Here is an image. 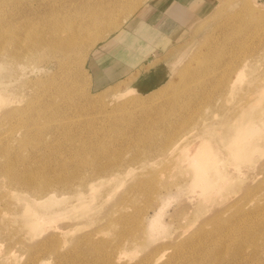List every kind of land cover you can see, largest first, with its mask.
<instances>
[{"label": "rangeland", "instance_id": "374dc122", "mask_svg": "<svg viewBox=\"0 0 264 264\" xmlns=\"http://www.w3.org/2000/svg\"><path fill=\"white\" fill-rule=\"evenodd\" d=\"M54 1L0 0V35L11 41L16 30L23 31V27H26L24 43H27V33L31 39L37 40V30L45 24L43 18L56 19ZM133 1H89L92 3L91 7L101 3V8L109 12V20H122L128 15L129 19L132 18L125 30L116 37L112 34L102 41L105 34L102 36L98 32L94 45L85 50L82 57L80 45L74 51H66L67 54L52 53L49 48L39 46V50L31 47L33 59L24 67L22 78L14 76L23 68L17 64L13 66L8 79L5 76L1 78L0 83H4L2 88L8 80L11 91L0 89V264H102L101 251L90 246L93 245L90 239L95 234V229L97 240L106 239L107 251L115 247L113 255L122 256L123 259L118 264H146L142 261L150 256L151 249L164 252L163 259L157 261L158 264H163L167 258H173L176 254L177 249L173 245L181 244L183 248L195 245V238L203 235L199 229L201 225H204L206 232L212 231L215 223L210 217L213 214H220L221 219L233 222L241 229L252 216L264 217L258 213H263L264 209L257 207L262 196L247 194L251 187L257 188L261 183L264 185V50L243 67L244 78L233 85L234 89L229 94L232 97L226 99V108H218L209 113L205 126L204 121L202 122L198 129H202L200 133L203 140L199 143L196 137L193 138L199 132L198 129L191 136L178 134V123L182 118L186 115L193 116L185 122L184 127L188 130L199 113H168L170 117L174 116L173 120L177 122L175 125L167 128L154 126L144 134L146 138L154 135L160 139L167 131L173 133L175 137L170 140L178 141L177 148L167 151L166 146V155L158 158L149 155L150 149L159 143L150 142L148 145L145 144L147 142H139L136 145L138 148L134 145L133 149L131 144L123 142L124 135H137L140 132L139 126L154 114L132 106L125 107L123 103L133 98L145 100L156 92L159 94L157 96L165 94L164 88L179 81L178 74L181 75L186 68L185 64L189 60L195 64V51L201 44L214 38L218 45H227L223 71L227 70L231 62L240 63L252 50L264 47V0H234V4L232 0H224L222 7L218 0H212L201 19L196 20H180L177 15L175 21L166 19V22H159L152 18L153 13L147 14L146 17H151L154 21L153 26L158 27V31L153 30L168 37H160L155 47L146 44V39L143 41L138 37L128 41V38L138 32L136 29L139 28L136 27L139 23L134 21L149 9L155 11L153 7L161 3L156 4V1L143 8H136L135 11H127ZM78 7V3H73L68 9L76 10ZM217 8L222 18H217L216 21L219 19L223 26L219 31L215 29L218 23H213V20L207 22L210 18L206 19ZM254 10L263 15L258 17L260 22L253 14ZM236 14L237 17H233ZM239 17H243V21L237 23V30L234 31V19ZM29 18L34 20L37 39L27 31ZM130 24L132 26L129 27ZM144 34L150 40L151 33L144 31ZM214 34V37L209 38V35ZM97 41L99 42L96 43ZM164 42L166 44H162ZM127 48L134 49L137 55L136 63L131 68L126 66ZM221 56L222 54H218V57ZM248 60L250 58L245 59ZM4 61L5 58L1 57L0 64ZM241 70L242 64L239 72ZM231 76L233 80L238 78L237 74ZM160 99L153 103H161L163 99ZM223 102L218 104L222 106ZM153 103H145L146 108L149 109ZM238 113H243L238 128V134H242L238 140L245 144L239 148L247 153L251 161L244 163L242 157L238 160L234 156L221 161L226 171L230 168V172L235 173L231 179L217 185L216 188L220 191L215 192L208 200V192H201V189L194 187L193 168L187 163L181 166L178 154L182 148L190 147L191 153L204 148L206 144L214 145L219 153L226 151L229 138L234 133H230L229 124ZM55 120L60 122V128L58 123L53 124ZM49 121L51 122L48 123ZM113 122L121 124L125 130L111 134L108 129ZM253 124L257 126L256 130L252 128ZM98 135L109 137L107 147L100 144V138L95 137ZM119 138L123 147L111 151L117 145L115 140ZM194 143L199 145H196L198 148L192 149ZM95 156L97 159H93ZM92 159L94 162H91ZM116 160L127 162L134 174H125L122 179L94 173H89L88 176L97 162L109 163ZM146 160L148 163H145ZM8 164L15 168L19 177L32 173L34 177L53 178L72 172H75L74 175L85 172L84 177L91 184L84 188L78 187L73 193L65 190L61 195H56V199L42 194L34 195L12 183L13 173L5 170ZM79 164L82 166L80 171L76 169ZM233 165L236 171L232 170ZM137 181L148 183L145 188L147 192L151 191V199L141 188L135 201L126 199L127 186L130 182L135 184ZM194 189L198 192L193 191ZM117 198L124 199L121 211L130 215L124 222L116 219L117 213L112 216L106 212ZM186 202L189 206L187 211L183 207H187ZM234 202H239L242 209L233 207ZM138 209L143 210L141 217L135 215ZM238 211L243 214L244 222L240 224L233 220L234 217L237 218ZM89 220L96 223L92 224ZM47 222L50 224L46 225ZM61 233L66 236L63 235L65 241L60 253L66 252V257L51 254L49 248L42 246L47 237L62 235ZM66 239H78L80 244L68 246ZM121 240L123 242L118 244ZM253 241L261 247L264 239L256 234ZM121 247H124L123 253H118ZM244 250L241 256L233 259V264H252L250 258L255 250L254 245L246 244L242 247V251ZM261 254L264 258V251ZM243 258L245 261L240 262ZM226 260L229 258L225 256L217 264H228ZM211 262L212 259L207 257L203 259V264Z\"/></svg>", "mask_w": 264, "mask_h": 264}, {"label": "bare ground", "instance_id": "6f19581e", "mask_svg": "<svg viewBox=\"0 0 264 264\" xmlns=\"http://www.w3.org/2000/svg\"><path fill=\"white\" fill-rule=\"evenodd\" d=\"M89 1L90 0H55L53 2V5L55 6L56 9L55 10L56 19L49 17L46 20V18H43L45 24L43 27L37 30L39 31L38 39L35 36L36 29L33 24L34 20L29 18L27 20L28 22L27 31H29L31 35L34 36L37 40L31 39L27 33V39H26L27 43L25 44L23 38L26 35L24 33L26 27L23 26H22L23 31L16 30L14 33V37L13 39H11V41L6 39L4 36L0 35V58L1 57L5 58L4 63L0 64V81L1 78H3L4 76L7 77L13 72V66L15 64L23 68H21L18 74H14V76H18L19 78L22 76V73L25 69L24 67H27L31 63L29 61L33 59L34 52L30 53L32 48L39 46L41 48H49L52 53L65 52L67 54L66 51H74L80 45L81 46L80 52L82 57L83 52L85 50H88L92 45H94L95 36L98 32H100L102 36L105 34L104 35L105 37L102 40L104 41L108 37H111L112 34L114 35L117 32H119L124 27V24L127 23L129 19L128 17L129 15L122 20H117V19L109 20L107 19V14H109V12L101 8L100 6L101 3H99L100 5L97 4L94 7H91L92 3ZM223 1L224 0H218V4H220L219 5L220 7L223 6L222 4ZM232 1L234 4L235 1L234 0ZM148 2L149 0H134L133 3H131V5H129V7L127 8V11L128 10L135 11L136 8L139 9ZM73 3H78L79 7L76 10H69L68 9L69 5H72ZM218 8L216 9V11H214L215 10L214 9L209 17L207 18L205 17L206 19L210 18L207 22L213 20V23H218L217 25L218 27L215 28L216 31H219L223 28V26L220 23V20L218 19L216 21L217 18H222L220 12L217 11ZM253 14L256 15L257 20H259L258 17L263 16L257 10H254ZM237 15L238 14L233 15V17H237ZM12 16L13 13L11 14V17ZM242 18L243 17L234 19V26H233L234 31L237 30L238 27L237 23L243 21ZM102 24L104 25L102 26ZM209 36H210L209 38H212L215 36V34ZM100 40L101 37L99 41ZM99 41H97L96 43H98ZM37 49L39 50L38 47ZM226 49H227V45L225 44L218 45L216 42H214V38L208 40L206 44H201L200 47L195 51V55H194L195 64L193 63L192 60H189L185 64L186 68L182 71L181 75L180 73L178 74L179 81L178 82L176 81V83H170L169 86L166 87V89L164 88L165 91L162 89L166 95L162 93L161 90L162 94L160 96H157L159 94L156 92L152 94L149 98L145 99L147 102L144 103L142 101L145 100H141L139 98H133L125 101L123 103L125 107L132 106L137 109L150 111V113H154V114L150 115L147 118V121L143 125L139 126L140 134L138 133L137 135L135 136L132 135L131 137L124 135L123 142L126 141V143L131 144V146H133V149H134V145L136 146L139 142H143V143L147 142L145 144L148 145L150 142L159 143L158 145H156V147L150 149L151 151L149 152L150 156L155 155L154 157L158 158L161 155H166L167 152L164 153L166 151V146H168L167 151L173 148H177L178 141L171 142L170 140L171 138L175 137L174 134L167 131L166 134L160 137V139L159 137L158 138L154 137V135L153 137L146 138L144 134L154 126L167 128L170 125H175L177 122L173 120L174 116L170 117L168 113H199L196 121L192 124V126L188 130L184 127L185 122L191 120L193 116L186 115L185 118H182V120L178 123L179 125L178 134L179 135L182 134L181 136H184V134L185 135L190 134L191 136V133L192 132L195 133L194 130H197L201 126L203 121L205 126L206 124L205 120L209 116V113L214 112L218 108L224 110L226 108V99L228 97H232L229 94L231 90L234 89L233 85L236 84L240 78H244L245 73L243 67H245L250 61H252L254 57L259 56L260 52L264 50V47L261 49H257L255 51L252 50L250 54L245 58V59L250 58V60L245 61V59H243L240 63H237L236 61L231 62L228 65L227 70L223 71L224 68L223 59ZM6 52L7 55H5ZM27 52L30 54H28ZM218 54H222V56L218 57ZM241 64H242V70L241 72H239V67L241 66ZM232 74H237L236 77L238 78L236 80H233V77L231 76ZM9 77H7V79ZM7 81L5 83L4 88H2L4 83L2 82L0 83V89H6L7 91H11V89L8 88L9 83ZM42 88L43 87H41V89ZM7 91L5 92L7 93ZM0 96H2L1 93ZM157 99L160 100L163 99V100L159 104L153 103V101H156ZM220 101H224L222 106L218 104ZM148 102L153 103L151 104L150 107H148L149 109H147L146 108L147 106H145V103ZM58 109L60 110L61 107H58ZM242 114L243 113H238L236 118L233 120V122L229 124V127L231 129L230 133L232 131H234V133L233 136L229 138L226 151L219 153L218 150L215 149V146L210 144L208 145L206 144V146L204 145L203 148L202 147L203 144L201 143L200 147H202V149L199 148L201 149L200 150L201 152L199 151V149H196L195 150L196 152L193 151L190 153L189 150L190 147H189V148H182V151L178 154V156H180V161H182L181 166L187 163L193 168L191 170L193 171V175H194L193 176L194 187H198V189H201V192L203 191L208 192L209 194L207 193L208 197L206 198L208 200L211 199L210 196H213L215 192L218 193V191H220L218 190V188H216V186L219 184H223L227 180L231 179L233 177V174L235 173V172L234 173L230 172L229 170L230 168L228 169L229 171L228 170L226 171V169L223 168L221 161L224 162L227 159H230L232 156H234V158L238 160L241 159L240 157H242L241 160H243L244 163L251 161L250 158H248L247 153H243L242 149L239 148L245 145L240 143L238 140V137H240L242 134V133L238 134V128L241 122ZM57 121L56 120L53 121V124L54 122H56L55 124H57L58 123ZM50 122L51 121H49L48 123ZM61 125H66V124L61 123ZM110 125L111 128H109L108 130L109 132H111V134L119 133L125 130L124 127L119 123L113 122ZM57 126L60 128V122L57 124ZM89 128H93V127H89ZM252 128L253 130H256L257 126L253 124ZM201 130L202 129H198L199 132L193 135V138L196 137L197 143L203 140L201 138V133H200ZM95 137H99L100 144H102L103 147H107L106 145L107 140H109L107 138L109 137L101 136V135ZM120 138L115 140L117 145L113 147L111 151L123 147L122 145L123 142L120 140ZM196 145L198 144H195V147L191 146L192 149L198 148L199 145L198 146ZM95 147H98V145H95ZM155 152L160 154L158 155L154 154ZM96 155L100 157L98 153H96ZM94 158L97 159L96 156L93 157V159ZM93 159L91 162H94ZM145 163H148L147 160L145 161ZM64 166L66 167V165H63V167ZM76 169L80 171L82 169V166L79 164ZM234 169L235 168L233 165L232 170L236 171ZM5 170H8L13 173V176H11V178L13 180L12 183L14 185L16 186L20 185L21 187L24 188V190H27L34 195L42 194L44 196H48L53 199H56L55 196L61 195L65 190L73 193L78 187L84 188L91 184L88 178L84 177L86 176L85 172H79L76 175H74L75 172H72L71 174H67V172H61V174H67V175H57L53 178H48L45 176L34 177V174L32 173H29L27 176L19 177L15 168L11 164H8ZM89 173L99 174L110 178L118 176L121 179L125 174L127 175L134 174L133 171L129 168L128 163L121 160L111 161L109 163L97 162V164L94 165L92 171L88 172V176ZM235 176L237 177L236 174ZM252 181L253 180L251 179V182ZM147 184L148 183L146 181H139V182L137 181L135 184H131L130 182L125 191L126 199L131 198L132 202L135 201L136 197L138 196L137 194L140 188L151 199V195H152L151 191H149L151 193L150 194L149 192H147V189L145 188L146 186H148ZM255 188L251 187L250 191L247 194L250 195L254 193L256 195L262 196L257 207L264 209V185L261 183L256 188V190ZM193 191H195V189ZM195 192L198 191L196 190ZM196 199L197 198L195 197L194 200ZM184 201H186V198ZM123 203H124V199L121 198L115 199L111 205L109 204L110 207L107 208V211L105 210L106 212H108L107 215L114 216V214L117 213L116 216L117 218L116 217L115 218L118 219L119 222H124L126 218L130 217V215H128L126 212L121 211L122 207L124 206ZM186 205L187 207L186 206L183 207L187 211L189 208L187 202ZM6 207L8 208L9 204H7ZM233 207H235L236 209H242V205L239 202H234ZM247 210H251V209H247ZM142 212H143L142 209H138L135 215L137 214V216L141 217ZM258 213L264 215V212L263 213L258 212ZM236 214H237V218L234 217L233 220H235L238 224H240V222H244L242 218L243 214L240 211L236 212ZM186 216L183 217L184 220L186 219ZM210 220L215 223L212 231L206 232L203 227L204 225H201L199 229L203 235L195 238V245L193 247H188V248H183L181 244L173 245V248L177 249L176 254L173 256V258L172 257L167 258V261L163 262V264H203V259L205 257H207L208 259H212L211 264H217L220 263V261L223 260L225 256L229 258V260H226V262L230 264L232 263V261L235 260L237 256L239 255L241 256L242 253L245 252V250L242 251V247L249 243H252L255 247L254 253L250 258L251 263L264 264V258L263 256H261L262 255L261 253L264 251V249L262 250L261 248V247L264 248V241L261 247L255 244L253 241V237H255L256 234H259L264 239V217L254 218L252 216L243 229L235 225L233 222L228 223L224 221L223 219H221V215L218 213L213 214L210 217ZM89 222H92V224L96 223V221L94 220H89ZM45 224L49 225L50 222H47ZM94 232L95 234L92 235L90 239V242H92L93 245L90 246L96 251H101L100 255H103L101 263L102 264L121 263V259H123L121 258L122 256L113 255V250L115 247L110 248V251H107V247H106L107 242L104 241L106 239L103 238L101 240H97L96 239L97 229H95ZM61 234L62 235H54L47 237V239L44 241V244L42 246L44 248H49L50 249L49 252L51 254H56L57 256L66 257L67 256L66 252L62 254L60 253V248L62 246V243L65 241L64 236H66L64 233ZM182 236L180 237L183 238ZM7 240L9 241V239ZM66 242L68 243V246H74L80 244L78 239H75L74 241L71 240L68 241L66 239ZM121 242H123V240H121L118 244H120ZM190 242H193V240ZM123 250L124 247H121L118 250V253H123ZM151 250L152 251L150 253V256L149 255L146 256L143 259L142 263L158 264L157 261L160 258L161 260L163 259L162 257L164 255L162 254L164 252H161L160 250H156V249H151ZM242 260L245 261L243 258L241 259L240 262H242Z\"/></svg>", "mask_w": 264, "mask_h": 264}, {"label": "crops", "instance_id": "0c3cea01", "mask_svg": "<svg viewBox=\"0 0 264 264\" xmlns=\"http://www.w3.org/2000/svg\"><path fill=\"white\" fill-rule=\"evenodd\" d=\"M152 2H156V4L160 2L161 4L156 5L157 7L153 5L154 6L153 8H155V11H150L151 9H149V11L142 13L143 15H140V18L134 21V22L139 23V26L136 27L139 29H136L138 32L134 33V36H130L128 38V41L139 37L140 40H143V41L146 39V44H151V45H154L155 47V44L157 45V42L160 39V37H164V36L166 38L168 37L164 35V33H161V32L158 33L154 31V30H157L158 27L153 26L154 21L150 19L151 17H146L147 14L153 13L152 18L154 17V20L159 21V22H162V21L166 22V19L175 21V17L177 15H179L178 17L180 20H182L183 18L184 19L186 18V20L201 19V15H203L207 7L211 5L212 0H149L148 3L151 4ZM144 6H142L141 8H143ZM131 18L129 19V21H127L126 25H124V27L119 32L113 35L114 37H116L117 34H119L122 30L123 31L125 30L126 26L130 23ZM131 24L129 25V27L132 26ZM179 25L183 26V24L181 23H179ZM144 31H149L151 33L150 40L146 38L147 36H145ZM151 39L155 43L152 42ZM162 44H166V42ZM125 53L128 54V56L125 59V61L128 63V65L126 64V66L131 68L136 63V58H137L135 57L137 56L136 51L134 49L127 48ZM130 55L132 57H130ZM121 59L124 60V57H122Z\"/></svg>", "mask_w": 264, "mask_h": 264}]
</instances>
